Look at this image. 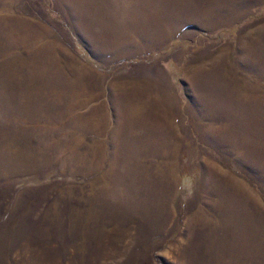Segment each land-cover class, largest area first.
I'll list each match as a JSON object with an SVG mask.
<instances>
[{"label": "rangeland", "instance_id": "obj_1", "mask_svg": "<svg viewBox=\"0 0 264 264\" xmlns=\"http://www.w3.org/2000/svg\"><path fill=\"white\" fill-rule=\"evenodd\" d=\"M0 264H264V0H0Z\"/></svg>", "mask_w": 264, "mask_h": 264}]
</instances>
